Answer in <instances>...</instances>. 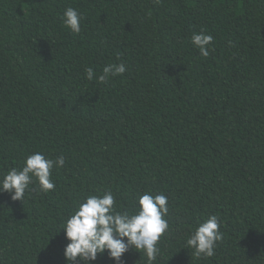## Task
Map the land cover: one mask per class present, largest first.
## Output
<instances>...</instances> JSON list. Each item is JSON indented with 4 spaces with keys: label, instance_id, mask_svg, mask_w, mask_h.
<instances>
[{
    "label": "trees",
    "instance_id": "obj_1",
    "mask_svg": "<svg viewBox=\"0 0 264 264\" xmlns=\"http://www.w3.org/2000/svg\"><path fill=\"white\" fill-rule=\"evenodd\" d=\"M34 152L65 164L54 190L0 192V264H67L64 220L107 191L117 210L168 198L152 264H264V0H0V176ZM211 215L221 239L197 257L186 240ZM120 264L148 262L129 249Z\"/></svg>",
    "mask_w": 264,
    "mask_h": 264
},
{
    "label": "clouds",
    "instance_id": "obj_2",
    "mask_svg": "<svg viewBox=\"0 0 264 264\" xmlns=\"http://www.w3.org/2000/svg\"><path fill=\"white\" fill-rule=\"evenodd\" d=\"M82 14L68 7L63 12V24L72 33L81 31ZM213 36L204 31L193 33L191 43L199 49L202 57H207ZM126 71L124 63L110 64L103 68V74L96 77L92 68L85 69L86 78L105 83L110 77L121 75ZM65 164L63 154L55 159L47 158L41 152L28 155L23 166L13 167L0 176V192L11 194L12 200H23L31 184L38 183L44 192L55 189L51 179L54 167ZM168 198L163 194L152 195L145 192L136 201L133 210H117L112 191L103 195H89L64 220L63 230L65 245L63 255L67 264H92L98 254L105 251L108 257L120 264L122 255L134 249L142 251L148 264H152L159 254L157 242L169 229L164 217L169 209ZM220 222L217 216L211 215L191 232L186 246L194 249V255L206 258L215 255L216 242L221 239ZM59 230V231H60Z\"/></svg>",
    "mask_w": 264,
    "mask_h": 264
}]
</instances>
